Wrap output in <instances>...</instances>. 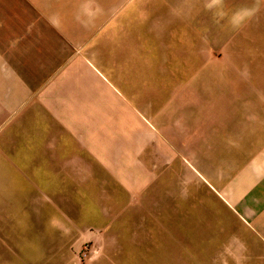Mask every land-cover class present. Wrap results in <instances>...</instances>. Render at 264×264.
<instances>
[{
  "label": "crops",
  "instance_id": "0c3cea01",
  "mask_svg": "<svg viewBox=\"0 0 264 264\" xmlns=\"http://www.w3.org/2000/svg\"><path fill=\"white\" fill-rule=\"evenodd\" d=\"M143 4L0 0V236L14 207H80V221L105 235L156 199L168 212L149 229L164 252L264 264V96L215 85L198 53L185 56L198 63L187 83H165L163 65L138 69L137 34L122 32L135 14L172 46L178 16L209 14L201 0ZM240 7L224 0L222 10ZM189 37L185 46L200 47Z\"/></svg>",
  "mask_w": 264,
  "mask_h": 264
},
{
  "label": "rangeland",
  "instance_id": "374dc122",
  "mask_svg": "<svg viewBox=\"0 0 264 264\" xmlns=\"http://www.w3.org/2000/svg\"><path fill=\"white\" fill-rule=\"evenodd\" d=\"M145 1L135 0V3L138 7L145 8L148 6L143 4ZM192 1L196 4L199 0ZM242 3L244 7L245 1L242 0ZM205 4L206 0H201V5ZM253 4H257L259 10L239 30H233L230 26L232 13L223 12V17H220L217 14L220 9H215V13L208 10L209 14L178 16L180 46L164 45L162 41L160 44L153 31L149 36L152 24L147 21L149 15L146 13L135 14L133 24L122 26V32L137 34L133 35L132 43L135 55L142 56V59H138V69L148 72L151 69L156 72L163 65L162 80L171 86H175L178 79L179 82L187 83L185 74L198 63L185 61V56L198 53L201 69L210 70L215 85L227 86V91H231V88L236 91L250 88L258 91L254 96L257 95L259 99L264 96L259 93L264 90V0H247L246 6ZM195 21L198 23L194 24ZM196 26H199L200 35ZM169 30L168 35L171 33ZM191 34L201 42L200 47L192 49L185 46V41ZM151 51L152 54H149ZM166 69L172 75H167ZM148 76L150 77V73ZM148 82L152 84L151 77ZM153 202L151 205H144L142 202L133 206L131 215L123 216L130 220L116 222L114 228L107 229L105 235L103 230L91 227L96 223L80 221L83 216L74 212L80 210V207H67L68 214L63 206L55 207L56 213L50 214L48 206L25 205L19 210L14 207L20 214L10 212V220L7 222L8 236H0V264H215V260L212 263L197 261L196 257L201 255L164 252L160 238H153L154 232L149 227H159V221H155L154 214L165 216L168 210L159 203L160 200L153 199ZM148 217L149 220L145 221L144 218ZM11 218L18 220L11 221ZM73 218H78L79 221ZM84 224L90 226L82 229ZM1 225L4 226V223ZM0 234H4V231H0ZM238 249L234 247L233 250ZM217 256L227 258L218 264H241L239 252L213 255Z\"/></svg>",
  "mask_w": 264,
  "mask_h": 264
},
{
  "label": "clouds",
  "instance_id": "9594fccd",
  "mask_svg": "<svg viewBox=\"0 0 264 264\" xmlns=\"http://www.w3.org/2000/svg\"><path fill=\"white\" fill-rule=\"evenodd\" d=\"M223 4L224 0H207L205 7L208 10L220 9L217 13L220 17H223ZM258 5L240 7L234 11L229 19L230 26L233 30H239L244 24L249 21L258 11Z\"/></svg>",
  "mask_w": 264,
  "mask_h": 264
}]
</instances>
